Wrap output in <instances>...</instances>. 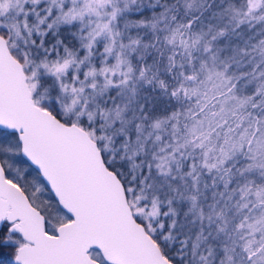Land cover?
Returning a JSON list of instances; mask_svg holds the SVG:
<instances>
[{
	"label": "snow or ice",
	"instance_id": "1",
	"mask_svg": "<svg viewBox=\"0 0 264 264\" xmlns=\"http://www.w3.org/2000/svg\"><path fill=\"white\" fill-rule=\"evenodd\" d=\"M0 264H264V0H0Z\"/></svg>",
	"mask_w": 264,
	"mask_h": 264
}]
</instances>
